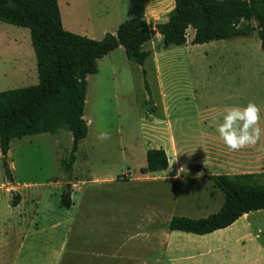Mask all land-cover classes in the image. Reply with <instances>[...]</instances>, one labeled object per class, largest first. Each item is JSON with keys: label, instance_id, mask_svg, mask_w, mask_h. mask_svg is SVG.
Segmentation results:
<instances>
[{"label": "rangeland", "instance_id": "rangeland-1", "mask_svg": "<svg viewBox=\"0 0 264 264\" xmlns=\"http://www.w3.org/2000/svg\"><path fill=\"white\" fill-rule=\"evenodd\" d=\"M68 3L66 7L60 1L61 19L71 27H62L93 39L101 37L103 29H113L116 21L144 17L151 23L163 22L171 10L170 0H161V9L154 5L144 13L142 0ZM249 24L254 30V22ZM192 35L193 30L188 28L184 44L164 47L161 36L154 34L142 46L150 51L142 65L128 60L122 46L98 59L96 72L86 78L83 115L88 121L87 132L73 153L71 168L65 167L71 146L66 130L11 139L7 150L11 180L0 162V205L11 199L15 190L6 187L13 184L25 198L37 202L39 222L44 216H62L65 207L54 208L67 193L70 199L75 197V191H67L66 180L70 178L84 192L85 208L88 206L95 214H118L126 228L140 227L150 219L151 212H156L155 219L163 226L172 215L199 218L215 212L222 193L204 177L201 168L195 167V172L181 179L167 178L162 171H139L145 149L160 146L162 131L173 137L179 150L184 146L192 153L190 162H199L204 156L202 130H207L209 122L216 129V120L227 107L256 103L264 128V49L254 31L249 36L201 44H190ZM35 83V57L28 28L0 21V91ZM100 131H107L111 138L99 141ZM206 143L225 148L221 139ZM245 152L250 160L257 161L254 168L264 164V136ZM210 173L219 174L212 168ZM94 178L96 181L91 180ZM109 178L120 182L107 181ZM208 201L211 205L205 206ZM249 214L232 230L208 235L199 244L209 249L244 248L250 261L260 255L259 246L264 248V209ZM203 264L213 263L207 257Z\"/></svg>", "mask_w": 264, "mask_h": 264}, {"label": "trees", "instance_id": "trees-1", "mask_svg": "<svg viewBox=\"0 0 264 264\" xmlns=\"http://www.w3.org/2000/svg\"><path fill=\"white\" fill-rule=\"evenodd\" d=\"M0 21L28 28L37 74L33 85L0 91V162L9 180L8 143L25 135L68 131L71 146L65 167L71 168L73 153L87 132L81 119L87 75L96 72L97 59L118 46L128 60L142 65L150 54L142 45L154 34L161 36L164 47L181 45L191 28L190 44L249 36L254 31L264 49V0H173L165 21L131 17L97 39L65 30L56 0H0ZM249 21L254 22V30ZM144 86L147 89L146 81ZM144 155L141 173L167 168L163 149L147 148ZM203 175L222 193L220 207L199 218L172 215L165 225L168 230L203 235L230 225L244 213L264 209V171L214 174L203 170ZM18 200L14 191L10 205ZM60 204H69L68 195Z\"/></svg>", "mask_w": 264, "mask_h": 264}, {"label": "crops", "instance_id": "crops-1", "mask_svg": "<svg viewBox=\"0 0 264 264\" xmlns=\"http://www.w3.org/2000/svg\"><path fill=\"white\" fill-rule=\"evenodd\" d=\"M56 1L61 25L70 28L71 23H64L61 19V0ZM72 1L63 0V5L67 7L68 2ZM154 5L157 6L155 9H161V0H142L143 13L150 11ZM172 7L173 1L170 0V9ZM165 16L167 18V14ZM120 22L116 21L109 32H114ZM105 30L101 31V36ZM144 45L145 43L142 46ZM209 124L207 130H202L204 156L199 157V162H190L189 159L194 157H191L192 153H188L184 146L179 150L173 137L163 131L164 137L160 146L149 147L161 148L165 152L168 165L161 171L167 174V178L187 177L195 172V167L208 172L212 168L217 173L224 174L264 170V164H258L257 168H254L257 161L250 160L249 153L245 152L250 147L233 152L226 146L222 149L206 143L220 139L216 129H212V123ZM154 132L153 129L152 133ZM144 165L145 155L139 169ZM149 173L153 172H147ZM91 180L96 181L95 178ZM107 181L120 182L115 178H109ZM80 183L85 184L84 180ZM66 187L68 192L75 191V197L70 199L67 193L69 204L64 206L59 203V206L54 208L57 210L59 207H65L66 212L62 216L55 214L48 219L44 216L43 222L37 220L39 216L36 201L25 198L16 185L6 187L15 190L19 200L16 205L11 206L10 199L7 198L5 203L0 205V264H203L207 257L211 258L213 264H264V248L260 246V255L249 258L248 261L244 248L216 246L209 249L199 244L208 235H222L232 230L239 219L248 218L249 213L253 211L244 213L224 228L203 235L168 230L163 223L157 222L156 212H151L150 219L143 225L131 229L124 226L127 224L121 223L118 214H95L88 206L85 208L84 192L82 189L78 190L76 182L72 179L66 180ZM211 203L208 201L205 206ZM136 238L141 240L136 241Z\"/></svg>", "mask_w": 264, "mask_h": 264}, {"label": "clouds", "instance_id": "clouds-1", "mask_svg": "<svg viewBox=\"0 0 264 264\" xmlns=\"http://www.w3.org/2000/svg\"><path fill=\"white\" fill-rule=\"evenodd\" d=\"M81 119L87 123L83 115ZM215 127L221 141L233 152L254 147L264 136V128L260 126V107L251 101L246 106L227 107L221 118L216 120ZM110 138L107 131L97 134L101 142Z\"/></svg>", "mask_w": 264, "mask_h": 264}]
</instances>
